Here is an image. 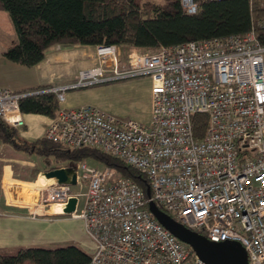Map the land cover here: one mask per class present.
I'll use <instances>...</instances> for the list:
<instances>
[{
    "label": "built area",
    "instance_id": "2783aa9c",
    "mask_svg": "<svg viewBox=\"0 0 264 264\" xmlns=\"http://www.w3.org/2000/svg\"><path fill=\"white\" fill-rule=\"evenodd\" d=\"M180 5L185 14H197V0H180ZM95 52L98 65L81 71L74 85L29 93L0 89V118L20 128V99L55 94L60 110L43 136L120 160L144 176L150 198L110 168L82 161L57 169L71 170L74 186L84 193L52 180L39 188L33 208L55 207L59 212L51 215L82 221L94 243L88 264H203L156 222L149 201L211 242L240 243L248 264H264V46L254 31L152 54L132 51L125 70L117 65L116 46ZM136 78L151 82L147 126L92 106L62 107L70 90ZM196 115L207 118L201 139L194 134ZM71 199L75 209L67 215Z\"/></svg>",
    "mask_w": 264,
    "mask_h": 264
},
{
    "label": "trees",
    "instance_id": "16d2710c",
    "mask_svg": "<svg viewBox=\"0 0 264 264\" xmlns=\"http://www.w3.org/2000/svg\"><path fill=\"white\" fill-rule=\"evenodd\" d=\"M195 15L183 12L180 0L164 4L138 0H0V11L9 15L17 43L3 53V58L24 68L41 63L55 46L108 47L152 54L162 47L215 38L244 36L254 31L264 46V0H197ZM42 86L29 93L51 89ZM21 115L54 118L60 110L53 93H42L19 100ZM204 115L193 116L194 134L201 139L206 128ZM24 125L19 129H23ZM18 128L0 118V145L18 153L42 158L40 172L61 165H75L92 160L115 171L120 178L131 180L148 200V184L143 175L97 149L73 150L47 140L44 136L25 140ZM49 159L54 160L52 165ZM38 171V173H40ZM11 213L16 214V212ZM90 255L76 245L55 249L21 248L13 255L0 254V264H88Z\"/></svg>",
    "mask_w": 264,
    "mask_h": 264
},
{
    "label": "crops",
    "instance_id": "0c3cea01",
    "mask_svg": "<svg viewBox=\"0 0 264 264\" xmlns=\"http://www.w3.org/2000/svg\"><path fill=\"white\" fill-rule=\"evenodd\" d=\"M11 25L9 16H7L4 11H0V89L19 93L34 90L42 86H51V89L71 86L78 82L79 73L81 71L89 70L98 65L95 48L88 46H72L65 48L56 46L47 53L45 59L41 63L33 68H24L10 63L3 58V53L17 43ZM149 103L150 91L148 93V106ZM82 106L83 105L76 102L75 99L66 100L65 94V101L62 105L63 108L76 109ZM19 115L24 123V128L18 129L20 135L25 140L33 141L43 136L44 128H46L50 119L40 116ZM114 117L117 118L116 116ZM139 123L144 126L149 125L150 113L147 121H139ZM0 147L11 148L6 145H0ZM11 150L23 159L18 152L12 148ZM7 171H9V174ZM1 172L2 181L9 185V180L12 179L11 164L5 163L2 166ZM41 173L42 172L37 174L40 175ZM9 202L12 206L6 202L4 204L5 209L9 211L11 208L16 214L8 212L6 214L1 213L0 215V254L13 255L21 248L41 247L45 249H55L66 246V244L72 245L75 243V241H66L68 242L66 243L57 238H47L44 230L47 224L53 223L52 220H59L61 218L68 220L73 219L53 216L49 210H41V213L33 216L32 209L34 205L16 206L18 205L17 201H12L11 199ZM52 212L55 211L52 210ZM54 222L58 223L57 221Z\"/></svg>",
    "mask_w": 264,
    "mask_h": 264
},
{
    "label": "rangeland",
    "instance_id": "374dc122",
    "mask_svg": "<svg viewBox=\"0 0 264 264\" xmlns=\"http://www.w3.org/2000/svg\"><path fill=\"white\" fill-rule=\"evenodd\" d=\"M138 1L141 3H154L160 5L165 3V0ZM5 14L7 13L5 12ZM7 16L9 15L7 14ZM12 30L15 39H17L13 26ZM132 51L135 50H119L120 56H118L117 65L119 68H121V70H125L127 68L128 57ZM135 52L139 53L137 51ZM149 89L150 81L146 78L104 82L91 85L86 88L69 91L66 93V100L75 99L76 102H79L83 106L84 104L85 106H94L104 113L111 114L119 119L122 118L121 120L131 119L138 122H145L149 119L150 113V103L148 106ZM19 154L23 159L16 155V153H14L11 148L0 147V214L11 212V208L8 211L4 207L6 202L11 205L9 202L10 199L12 201H17L18 205L16 206H33L35 204L34 198L37 196V191L39 188L45 187L52 182V180L50 181L43 177L44 172H42L40 175L37 174L38 171L44 166L42 158L37 157L35 154ZM49 162L52 165L54 164L53 159H49ZM5 163H10L12 167V179L9 180V185L2 181L1 169ZM84 163L97 168L103 167L92 160H84ZM7 173L9 174V171H7ZM72 190H74L76 193H78V191L79 193L85 192V188L80 191L76 186L72 187ZM83 202L84 198L80 197L79 207L83 205ZM54 208L55 207L51 209L50 213ZM44 211H47V209ZM32 212H36L37 214L41 213V211L36 210V208H33ZM52 221L53 223L47 224V226L44 228L47 238H57L60 241L65 242L75 241V243L72 245H76L88 255H92L94 243L85 233L81 220L73 221L61 218L59 220ZM54 221H57L58 223Z\"/></svg>",
    "mask_w": 264,
    "mask_h": 264
},
{
    "label": "water",
    "instance_id": "95a60500",
    "mask_svg": "<svg viewBox=\"0 0 264 264\" xmlns=\"http://www.w3.org/2000/svg\"><path fill=\"white\" fill-rule=\"evenodd\" d=\"M47 180H55L58 184L75 185V175L71 170L54 169L43 174ZM146 193L150 198V189L147 187ZM76 200L71 199L65 210V214H70L75 209ZM148 211L152 214L158 224L166 229L171 235L181 243L191 249L195 256L203 264H248V257L243 246L238 242H211L201 234L194 232L166 212L160 210L153 201L147 205Z\"/></svg>",
    "mask_w": 264,
    "mask_h": 264
},
{
    "label": "bare ground",
    "instance_id": "6f19581e",
    "mask_svg": "<svg viewBox=\"0 0 264 264\" xmlns=\"http://www.w3.org/2000/svg\"><path fill=\"white\" fill-rule=\"evenodd\" d=\"M46 181H47V180H46ZM50 181H51V180H50ZM40 186H41V185H40ZM53 211H55V212H59V211H56V209H55V208L53 209Z\"/></svg>",
    "mask_w": 264,
    "mask_h": 264
}]
</instances>
